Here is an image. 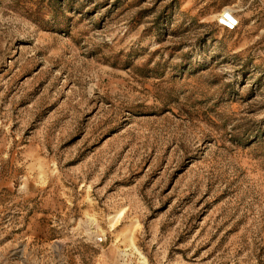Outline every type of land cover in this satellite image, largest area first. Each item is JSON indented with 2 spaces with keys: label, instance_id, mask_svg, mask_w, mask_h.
I'll list each match as a JSON object with an SVG mask.
<instances>
[{
  "label": "rangeland",
  "instance_id": "rangeland-1",
  "mask_svg": "<svg viewBox=\"0 0 264 264\" xmlns=\"http://www.w3.org/2000/svg\"><path fill=\"white\" fill-rule=\"evenodd\" d=\"M0 264H264V0H0Z\"/></svg>",
  "mask_w": 264,
  "mask_h": 264
},
{
  "label": "built area",
  "instance_id": "built-area-1",
  "mask_svg": "<svg viewBox=\"0 0 264 264\" xmlns=\"http://www.w3.org/2000/svg\"><path fill=\"white\" fill-rule=\"evenodd\" d=\"M220 24L227 31H235L239 27V19L231 10H229L227 13H222L220 15ZM104 241V237L97 238V242L99 244L103 243Z\"/></svg>",
  "mask_w": 264,
  "mask_h": 264
},
{
  "label": "bare ground",
  "instance_id": "bare-ground-1",
  "mask_svg": "<svg viewBox=\"0 0 264 264\" xmlns=\"http://www.w3.org/2000/svg\"><path fill=\"white\" fill-rule=\"evenodd\" d=\"M227 11H229V10H227ZM227 11L225 13H227ZM225 13H223V14H225Z\"/></svg>",
  "mask_w": 264,
  "mask_h": 264
}]
</instances>
